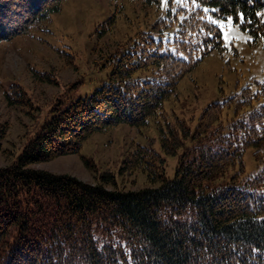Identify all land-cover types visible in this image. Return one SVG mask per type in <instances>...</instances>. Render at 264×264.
<instances>
[{
    "label": "trees",
    "instance_id": "16d2710c",
    "mask_svg": "<svg viewBox=\"0 0 264 264\" xmlns=\"http://www.w3.org/2000/svg\"><path fill=\"white\" fill-rule=\"evenodd\" d=\"M198 1L172 13L174 49H163L162 40L142 32L140 40L111 56L107 82L64 108L57 104L15 162L0 167V264H264V102L254 105L264 85L259 91L245 87L203 110L196 140L180 154L173 178L153 148L131 151L120 171L142 169L157 186L108 188L115 183L109 170L87 183L30 166L79 152L95 132L121 123L143 126L162 114L183 78L223 48L222 31L208 11L237 22L242 15L241 27L264 43V0ZM62 2L0 0V41L26 33ZM140 71L152 76L135 77ZM231 101L237 116L225 127L223 107ZM176 122L188 135L185 124ZM161 129L163 149L177 153L184 143L180 131ZM249 147L261 162L259 172L215 184L237 162L244 171Z\"/></svg>",
    "mask_w": 264,
    "mask_h": 264
},
{
    "label": "rangeland",
    "instance_id": "374dc122",
    "mask_svg": "<svg viewBox=\"0 0 264 264\" xmlns=\"http://www.w3.org/2000/svg\"><path fill=\"white\" fill-rule=\"evenodd\" d=\"M198 4V0H63L60 10L26 33L0 41V167L15 162L57 104L64 108L107 82L111 56L120 55L140 40L142 32L162 40L163 49H174L169 42L174 39L176 27L171 25L172 13ZM207 16L217 25L221 21L227 24L229 17L233 19L230 27L221 29L222 35L226 33L232 39V45L226 47L223 41L222 49L205 56L164 101L162 114L143 126L121 123L95 132L84 140L79 152L30 166L69 174L87 183H96L109 170L115 175V183L108 188L140 190L158 183L151 182L142 169L121 172L120 168L131 151L144 145L164 158L165 175L173 178L180 154L196 140L192 135L203 110L245 87L259 91L264 85L263 41L242 28L232 15L224 18L208 11ZM151 76L149 71L135 74L137 78ZM262 102L264 96L260 95L254 105ZM236 116L235 101L224 105L221 122L225 127ZM178 119L185 124L188 135L184 136ZM168 125L180 131L184 142L175 154H168L161 144V128L168 130ZM84 158L90 160L93 169ZM243 159L244 171L237 162L214 183H226L236 174L244 179L259 172L262 165L254 147L246 149Z\"/></svg>",
    "mask_w": 264,
    "mask_h": 264
},
{
    "label": "snow or ice",
    "instance_id": "6c2138e0",
    "mask_svg": "<svg viewBox=\"0 0 264 264\" xmlns=\"http://www.w3.org/2000/svg\"><path fill=\"white\" fill-rule=\"evenodd\" d=\"M205 12L208 11L207 8L204 9ZM213 23H215L216 21H212ZM246 23L245 18L241 15V17L239 18L238 24H243ZM233 24V19L231 17L227 18V24H225L223 21H221L218 25V27L220 29H224L225 27H230ZM211 34V33H210ZM221 39L223 41H225V46L226 47H230L232 45V39L225 33L221 36ZM249 39H251V37H249Z\"/></svg>",
    "mask_w": 264,
    "mask_h": 264
}]
</instances>
